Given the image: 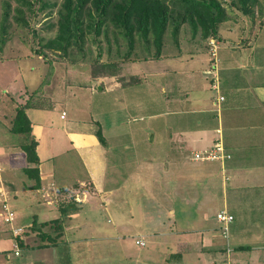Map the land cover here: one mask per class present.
<instances>
[{
  "label": "crops",
  "instance_id": "1",
  "mask_svg": "<svg viewBox=\"0 0 264 264\" xmlns=\"http://www.w3.org/2000/svg\"><path fill=\"white\" fill-rule=\"evenodd\" d=\"M232 45L222 44L218 56L221 95L224 100L209 88V81L203 74L207 67L200 63L199 57H180L163 61L165 68L151 69V73L143 71L140 63L131 67L128 64V70L120 72L118 78L121 84L119 88L113 89H122L118 92L120 99L117 103L122 102L123 108L128 103L125 94L127 86L124 84L128 78L134 77L129 73L133 71L136 78L133 83H137V86L146 84V88L140 89V93L149 96L147 106L149 105L150 115L146 119L150 120L135 123L142 124L139 127L146 130L142 135L145 136L143 140L153 142L147 165L139 164L138 154H141L142 148L137 149L135 146L132 150L127 145L115 149L111 147L105 134L103 135L106 144H102L91 124L93 118H88L87 115L83 117L76 111L80 107L71 103L74 101L73 96H67L65 99L62 96L53 97L46 103V98L41 96L40 91L37 97L39 103H36L29 95L24 81L20 87L11 90L6 86L4 88L7 81L0 79L3 82L1 84L0 81V103L4 107L0 109V198L4 200L1 210L4 209V202L12 204V209L17 213L16 219L19 214L33 210L34 204L43 203L48 212L56 208L51 206L55 201L52 197L58 192L69 193L71 189L84 193L82 202H78L81 193L75 202L68 200L71 201V204H68L72 208L69 217L73 218L67 217V223H73L75 218L80 220V224H87L88 220L81 216L82 207H89L96 198L100 201L99 208L106 206L112 210V216H117L116 227L122 229L128 224H133L138 229L141 224L143 228L150 226L151 212L158 206L165 211L168 222V227L164 230L168 239L166 260L175 257L181 260L182 257L195 252L198 259L195 264H225L224 260L229 256V264H241V254L245 251L247 264H264V52L255 51V55H261L258 57L262 59L257 58L254 53L253 56L243 54L236 59L232 50L231 54H227L229 48L233 49ZM197 64L201 65L198 69ZM121 66L120 63L119 70ZM160 74L166 75L168 79L158 85L159 81H163L159 80ZM109 75L106 73L100 78L109 82ZM180 77L190 80L183 84L187 87L174 85L173 82ZM191 79L194 80L195 87H191ZM14 80L12 78L10 84L13 85ZM227 87L232 93L225 91ZM100 92L101 94L96 95L106 97L108 89ZM24 93L25 98L22 96ZM92 95L90 96L98 97L94 93ZM75 97L77 96L75 95L74 99ZM28 98H31L32 102L29 101L31 105L25 107V112L31 121L32 134L38 142V164L28 161L23 148L27 140L26 134L12 130L16 112L19 107L27 104ZM106 98L109 105L118 106L117 98ZM31 109L45 113L41 119L39 117L36 120L31 117ZM69 109L73 110L71 114ZM59 110L61 111L58 118ZM122 123L132 125L130 121ZM104 132L102 130V133ZM56 136H60L61 141L53 143ZM217 140H221L225 151L232 155L229 159L194 158L195 153L212 148ZM61 142H65V145L57 153L52 152L45 156L42 154V147L48 148L49 144L58 145ZM128 150L129 154L133 152L132 157L123 161L122 157ZM72 152L76 153L75 157L80 165L75 168L78 170L77 174L74 177L66 173L61 176V171L57 169L58 157L61 154L71 157ZM116 162L122 164L121 166L132 165V170L127 173L125 170L110 169L109 164ZM35 166H38V173L33 172L32 175L26 171ZM116 176L122 178L119 183H115ZM5 191L8 194L4 196ZM47 195H50L51 199H48ZM30 196L34 200L32 204L29 203ZM25 197L27 202L21 200ZM20 200L24 203L18 204ZM154 201L156 206L151 205ZM127 208L130 211L133 209V213L121 211ZM214 208L217 213L227 210L234 215L226 242H223L224 237H221L222 222L211 219ZM189 210H194L192 219ZM59 216L60 214L50 217L48 214L41 218L34 213L28 215V218L32 219L33 226L36 221L42 223ZM112 220L113 217L107 221ZM19 222L17 228L23 227L24 230L30 231L25 227L30 226L31 222L26 225ZM66 229L67 232L70 231L68 227ZM115 230L117 231V228ZM65 232L63 230L61 235ZM149 232L147 229L139 232V239H136H152ZM21 233V239L25 241L23 247L29 246L27 240L31 233ZM14 240L12 237L6 238L8 249L9 242ZM225 248L229 251H225ZM12 250L15 253V248ZM9 253L10 251L6 254L7 258L0 257V264H29V258L22 262L15 261V258H10ZM21 254L20 251V254L15 253V256ZM1 255L4 254L0 252ZM216 257L222 258L221 263L213 260Z\"/></svg>",
  "mask_w": 264,
  "mask_h": 264
},
{
  "label": "rangeland",
  "instance_id": "2",
  "mask_svg": "<svg viewBox=\"0 0 264 264\" xmlns=\"http://www.w3.org/2000/svg\"><path fill=\"white\" fill-rule=\"evenodd\" d=\"M26 1H30L33 5H27V3H25ZM219 1L226 9L227 19L219 24L217 35H212L211 31L207 38H203L201 31L194 34L189 24H182L177 34L174 35L172 32L173 26L170 25L165 35L164 45L158 57L156 47L151 45V49L148 51V45L139 38L136 39L134 48L130 52V55L127 56L130 51L129 41L122 37H118L117 39L113 27L109 28V33L107 34L104 32L105 27L100 34H96L93 30L89 31L84 36L83 42L81 40L79 43V45H82V50L78 48L77 43L67 45V50L65 51L51 49L46 44L51 38L56 37L58 34L60 10L63 0H9L8 7L6 0H0V25L3 24L4 18H2V16L6 15V12L8 13L7 19L4 20L7 31H2L0 27V79L7 81L5 82L4 88L6 86L7 89L9 88L11 90L14 87H20L21 82L24 81L29 89V95L32 96L33 102L36 103H39L37 97L40 91L42 94L41 96H45L46 103L52 100L53 97L60 98L62 96V98L65 99L67 96H73L74 101L71 103L75 106L78 104L76 107H80V109L76 111L83 117L87 115L88 118H93L91 124H93L96 133L98 130H103V132L105 130L103 134H105L110 141L111 147L116 149L118 147L124 148L128 145L132 150H134L135 146H137V149L142 148L141 154H138L140 155V158H138L140 159L139 164L147 165L146 162H148V157H150L153 142L143 140L145 136L142 135L145 134L146 130L139 127L142 126V124L135 123V121L141 122V120H147L146 118L150 115L149 105L147 106L149 96L145 93H140V89L144 90L143 88H146V84L137 86V83H133L136 81L133 71L129 73L134 77L128 78L124 84L127 86L125 94L128 101L124 109L122 102L117 103L120 99L118 92L122 89H113L119 88L121 84L118 78L119 74L122 71L128 70V64H130L129 67H131V65L135 63H140L143 71L151 73V69L165 68V63L163 61L178 59L180 57L191 59L195 56L200 58L201 64H205L204 67H207L203 74L206 80L209 81V88L215 91L220 96V99L221 97L224 98V96L221 95L222 87L218 63L220 47L224 43L233 44V49L229 48L230 51L227 54H231L232 50L236 54V59L243 56V54L244 56L245 54L253 56V53L255 55V51L264 52V0H259L254 7V11L251 12L250 15L245 14L243 10L232 4L233 0ZM18 6L22 8L19 16L16 15V7ZM176 16L178 15L176 14ZM107 39H109L110 42ZM100 53L101 57H99ZM255 56L262 59L258 57L261 55ZM5 60L7 61L2 64L1 62ZM158 60L161 63L157 62ZM105 61H113L115 64L116 62H120L122 66L120 70L119 67L115 69V72L109 71L107 70L108 67H103L102 65ZM235 63H237V60H235ZM199 67H201V65L197 64L196 69ZM106 72L108 75L111 74L108 76L110 79L109 82L106 81V79L100 78L103 77ZM74 74L77 76H72ZM12 78L15 79L13 85L10 84ZM161 79L163 81H159L157 83L158 85H161L168 78L166 75L163 76L160 74L159 80ZM182 80V77H180V79H176L173 83L181 88L187 87V85L183 84L186 80H190ZM128 81L130 85H128ZM2 83L1 81V84ZM191 87H195L193 79H191ZM4 88L2 87V89ZM105 89H108V93L105 94L106 97L113 96L114 99L117 98V107H115L114 104L109 105L108 98L96 95L99 93L101 94L100 91ZM228 89L227 87L225 91ZM91 92L98 97H92L93 95ZM228 93H232V91L228 90ZM75 95L77 97L74 99ZM22 96L25 98V93L22 94ZM69 98L70 97H68V99ZM90 98H92V100ZM32 99L28 98L27 102H32ZM138 102L142 104H138ZM75 106L73 108H75ZM1 108L4 107L3 104L1 105L0 103V109ZM60 111L61 110H59L57 114L58 118L60 116ZM71 111L73 110L69 109L70 114ZM44 113L45 112H40L38 110H30L31 117L36 120L39 117L41 119ZM97 120H99V122H95ZM149 120L150 118L147 121ZM123 121H130L132 125H124L122 123ZM59 137L60 136H56V141L53 143L60 142L61 140ZM64 145L65 142H61L58 145L49 144L48 148L44 146V148H41L42 154L45 156V154L52 152L57 153ZM66 146H68L67 142ZM128 152L129 150L126 151V154L122 157L124 158L122 159L123 161L132 157L133 152L131 154ZM162 153L164 152L162 151ZM75 154V152H72L71 157L68 154L64 156L61 154L58 157L57 169L61 171V176L63 174L65 176L66 173L74 177V175L77 174L78 170H75V168H78L80 165ZM225 154H229L230 157L232 156L227 151H225ZM69 159L72 161H69ZM121 165L116 162L115 164H109V168L119 171L125 170L127 173H130L132 170V165ZM116 167H118V169ZM67 179L70 178L67 177ZM121 179L122 178L119 177L115 178V183H119ZM172 188L174 187L172 186ZM77 191L78 190L75 191L70 189L69 193L58 192L56 196L52 197L55 201H53V204L51 203V206L56 208L50 209L47 212L43 203H38V205L34 204L33 210L19 214L12 223L5 221L6 213L3 211L4 209L1 210L4 200L2 201V198H0V252L4 254L0 257L7 258L6 254L10 251L9 256L11 259L15 258V261L22 262L25 258H29V264H180L181 262L195 264L198 261L195 252H191L187 257H182L181 260L179 257L169 260L165 259L168 250V239L166 236L167 233L164 230L167 229L168 222L165 218V211L162 208H158V206L152 210L151 224L147 226V228H143L141 224L137 229L135 228L136 226L134 227L133 224L131 226L128 222V226L122 229L116 227L115 220H117V216H112V210L106 208V206L99 208L98 205L100 201L96 198L92 200L89 207H82L81 216L88 220L87 224L82 225L80 224V220L75 218L73 223H67L69 222L67 217H69L70 213L67 212L66 216H63L65 213H61L62 210L60 211V208L62 207L63 209L62 204L71 202L68 200L76 201L80 193L81 199H78L80 200L78 202H82V194L84 192L78 193ZM7 194L8 192L5 191L4 196ZM47 196L48 199H51L50 195ZM21 200L26 201V197ZM21 200L18 201V204L24 203ZM29 203H34L32 196L29 197ZM7 205L13 208L12 204V206L8 203ZM151 205L156 206L155 201L152 202ZM19 210L22 211V208ZM64 210H66V208ZM121 211L128 213L130 209H121ZM189 211H191L190 214L192 219L194 210ZM216 211L217 209L214 208L211 219L219 223L220 221L217 218ZM34 213L41 218L48 214L50 217L60 214L59 218H62L60 222L62 228L61 226L59 228L58 224H52L53 226L50 224L43 228H39L40 223L37 221L36 229L32 230V219L28 218V215ZM130 213H133V209ZM111 217H113L114 220L107 221L108 218ZM69 218H73V216ZM133 218L135 219V217ZM139 218L137 221H139ZM51 220L53 219L48 221ZM18 222L21 223V225H26L31 222L30 226L25 227L30 229V231L24 232L25 234L31 233L30 238L27 240L29 243L27 247L25 246L22 248L19 242L22 239L20 237H18L20 238L18 239L13 235L15 229L22 228V230H24L23 227L17 228L19 225ZM221 224L224 225V223ZM65 227H68L70 231L67 232ZM38 229L41 232L45 231L52 233L54 238H57L56 234L62 233L63 230L66 232L64 235L58 237L59 244L56 246L32 247L43 242L41 234L38 235ZM146 229L150 231L148 234L152 236L153 240L150 237L144 238L145 242L137 240V234L139 232H144ZM11 237L15 239L16 242L15 240L14 242L10 241L8 249L6 245L7 241L5 240ZM221 237H224L222 239L223 242L227 241V237H225L224 234ZM16 244L19 245L18 247L22 253L21 256L18 257L15 256L16 252L14 253L12 250ZM241 255L240 263L247 264L248 260L245 251H243ZM233 257L234 255L232 256V260ZM228 259L230 260V256L224 260L225 264L228 263ZM213 260L221 263L222 258L216 257ZM210 264H212V262Z\"/></svg>",
  "mask_w": 264,
  "mask_h": 264
},
{
  "label": "trees",
  "instance_id": "3",
  "mask_svg": "<svg viewBox=\"0 0 264 264\" xmlns=\"http://www.w3.org/2000/svg\"><path fill=\"white\" fill-rule=\"evenodd\" d=\"M258 2L259 0H233L232 4L243 10L245 14L250 15ZM6 3L8 7L9 0H6ZM25 3L29 6L33 5L30 1ZM21 9L19 6L16 7V15L19 16ZM7 17L8 13L6 12V15L2 16L4 18L3 24L0 25L2 31H7L4 22ZM226 19V9L219 0H63L58 34L56 37L51 38L46 45L51 49L65 51L67 45L77 43L78 48L81 49L82 45H79V43L81 40L83 42L84 36L89 31L93 30L96 34H100L105 27L104 32L107 34L109 28L113 27L117 39L122 37L129 41L130 51L127 56L130 55L136 39L139 38L148 45V51L151 49L150 46L154 45L159 57L170 25L173 26L172 32L174 35L177 34L182 24H189L194 34L201 31L203 38H207L211 31L212 35H217L219 24ZM107 40L110 42L109 39ZM99 57H101V53ZM119 64L120 62L115 64L113 61L102 63L103 67H108L107 70L113 72L119 67ZM30 105V102H27L25 106L18 108L13 120L12 130L26 134L27 140L23 148L27 153L28 161L38 164L39 157L36 149L38 142L32 134L31 121L25 112V107ZM97 137L102 144H106V139L101 130H98ZM27 171L32 175L33 172L38 173V166L29 167ZM37 181H39L38 177ZM62 206L63 209L61 207L60 211L62 210L61 213H65L63 216H66L72 208L69 207V204H62ZM65 208L66 210H64ZM61 219L56 218L42 222L39 228L50 224L51 226H53L52 224H58V227L61 226L62 228V225H60ZM36 223L37 221L33 223L32 230L36 229ZM25 231L23 230V232ZM39 231L38 229V235L41 234L43 242L39 243L38 247L59 244L58 237L61 236V233H57V238H54L52 233ZM21 234L17 235V238H21ZM19 242L23 247L25 244L23 239ZM224 250L229 251L228 248Z\"/></svg>",
  "mask_w": 264,
  "mask_h": 264
},
{
  "label": "built area",
  "instance_id": "4",
  "mask_svg": "<svg viewBox=\"0 0 264 264\" xmlns=\"http://www.w3.org/2000/svg\"><path fill=\"white\" fill-rule=\"evenodd\" d=\"M221 99H223V97H221ZM226 157L230 158V155L225 154V147H224V144L221 140H217L214 143L212 148H210L206 151L197 152L194 154V158L197 160H206V159L216 160V159H224ZM3 207H4V211L6 213L5 221L8 223H12L13 220L15 219V216H16L15 211L12 208L8 207L7 202H4ZM217 218L220 222L224 223L223 228H222V232H223L224 236L228 238L229 225L234 220V215L227 212L226 210H222V211H219L217 213ZM22 231H23L22 228L15 229L14 235L17 236ZM14 248H15L16 255H19L20 249L18 247V244H16Z\"/></svg>",
  "mask_w": 264,
  "mask_h": 264
}]
</instances>
